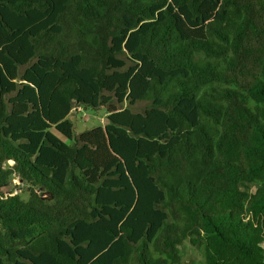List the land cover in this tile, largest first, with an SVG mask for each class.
Here are the masks:
<instances>
[{
  "label": "trees",
  "instance_id": "trees-1",
  "mask_svg": "<svg viewBox=\"0 0 264 264\" xmlns=\"http://www.w3.org/2000/svg\"><path fill=\"white\" fill-rule=\"evenodd\" d=\"M187 247L264 264V0H0V264Z\"/></svg>",
  "mask_w": 264,
  "mask_h": 264
},
{
  "label": "rangeland",
  "instance_id": "rangeland-1",
  "mask_svg": "<svg viewBox=\"0 0 264 264\" xmlns=\"http://www.w3.org/2000/svg\"><path fill=\"white\" fill-rule=\"evenodd\" d=\"M144 107L145 104H141L135 108V111L141 112ZM69 120L74 124L75 134L79 135L97 127H104L107 123V111L104 108H100L99 110L85 108L84 112L74 110L70 114ZM186 250L189 252V257L187 258L188 264H199L200 255L193 252L191 248L187 247Z\"/></svg>",
  "mask_w": 264,
  "mask_h": 264
},
{
  "label": "built area",
  "instance_id": "built-area-1",
  "mask_svg": "<svg viewBox=\"0 0 264 264\" xmlns=\"http://www.w3.org/2000/svg\"><path fill=\"white\" fill-rule=\"evenodd\" d=\"M74 110H79V111L84 112L85 111V108L82 107V106H79V107L75 108Z\"/></svg>",
  "mask_w": 264,
  "mask_h": 264
}]
</instances>
